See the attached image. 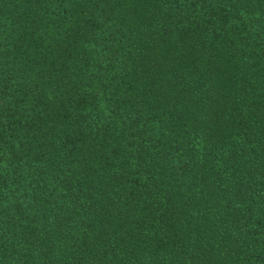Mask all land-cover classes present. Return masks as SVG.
I'll use <instances>...</instances> for the list:
<instances>
[{
	"label": "trees",
	"instance_id": "16d2710c",
	"mask_svg": "<svg viewBox=\"0 0 264 264\" xmlns=\"http://www.w3.org/2000/svg\"><path fill=\"white\" fill-rule=\"evenodd\" d=\"M0 264H264V0H0Z\"/></svg>",
	"mask_w": 264,
	"mask_h": 264
}]
</instances>
